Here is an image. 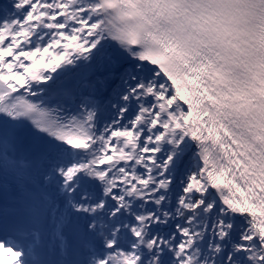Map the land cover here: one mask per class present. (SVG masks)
<instances>
[{"label":"snow or ice","instance_id":"obj_1","mask_svg":"<svg viewBox=\"0 0 264 264\" xmlns=\"http://www.w3.org/2000/svg\"><path fill=\"white\" fill-rule=\"evenodd\" d=\"M103 9V0H0V101L22 88L27 91L30 81L43 79L37 70L41 62L50 69L70 53L84 54L95 47ZM210 72L222 76L219 65L207 58L186 59L176 75L158 67L148 69V83L130 89L142 102L140 107L118 109L102 131H93L91 112L76 128L58 129L48 113L17 96L0 107L7 113L0 116V173L13 181L23 178L37 189L63 188L77 200L76 212L89 214L82 228L80 264H89L90 255V264H144L148 256H157V238L145 236L159 217L134 216L124 226L127 231L121 232L116 214L123 216L135 200L159 205L163 195L157 194L170 183L164 175L167 163H157L162 146L179 150L191 143L200 166L188 178L185 193L217 189L227 209L250 220V231L242 239L264 249V137L250 125L245 128L234 121L227 92L218 96L209 87ZM20 117L61 142L31 133ZM82 192L94 199L86 200ZM182 204L190 209L201 200ZM108 205L111 209L105 211ZM59 209L60 201L51 195L47 208L40 211L35 205L22 208L14 199L5 200L0 206V262L14 257L15 264H31L25 253L36 226L54 221ZM97 221L104 226L97 229ZM178 231L187 244L192 243L187 229ZM184 248L181 243L176 250ZM258 261L264 264V255ZM155 264H163L162 259Z\"/></svg>","mask_w":264,"mask_h":264},{"label":"clouds","instance_id":"obj_2","mask_svg":"<svg viewBox=\"0 0 264 264\" xmlns=\"http://www.w3.org/2000/svg\"><path fill=\"white\" fill-rule=\"evenodd\" d=\"M100 39L135 60L176 75L190 58H207L218 96L227 92L234 121L264 137V0H103Z\"/></svg>","mask_w":264,"mask_h":264},{"label":"bare ground","instance_id":"obj_3","mask_svg":"<svg viewBox=\"0 0 264 264\" xmlns=\"http://www.w3.org/2000/svg\"><path fill=\"white\" fill-rule=\"evenodd\" d=\"M109 41L101 38L97 41L95 47L90 49L87 53L77 54L70 53L65 61H61L59 65L53 66L52 68H45L44 63L41 62L38 65V71L43 72V79L38 81H30L25 88L29 92L40 91L48 81L64 72L65 70L71 68L73 65H77L84 61H90L93 65L94 77L89 80V82L84 86L81 91V106L86 110V112L93 113V129L94 131L99 129L103 130L108 124L111 123L118 115V109L131 107L133 102L142 103L141 101L132 98L131 92L128 100L122 101L121 95L126 91L138 84H146L151 79L148 69L154 68L155 66L148 65L146 62H132L128 65H120L115 60H113L109 55ZM24 89V88H22ZM25 90V89H24ZM166 152L165 154H163ZM173 153L170 161L175 165V175L180 179V172L183 170L184 165L189 164L192 167L193 173L199 169L200 161L197 158V150L195 145L189 144L179 150L171 147L167 144L163 145L159 153L160 160L168 159L169 153ZM169 161V159H168ZM177 178V179H178ZM52 189V188H50ZM55 192L56 197L60 201V209L54 221L60 222L68 215L76 216L82 220L89 215L85 213L76 212L74 205L77 203L75 198L69 197L63 188L52 189ZM103 189H101V192ZM194 192V191H190ZM211 192L214 193V189L208 187L204 189L202 193H197V198L208 200V204L213 202L216 205L215 212L218 215L219 223V234L223 225L224 235L222 236L227 242L232 245L233 248H237L238 251L246 255L252 264H259L258 257L264 255V249L258 248L256 244L251 241H244L243 236L249 233L250 226H241L238 219L229 212V210L222 205H217L213 200H209ZM161 194V193H160ZM80 195L85 196L86 200L91 201L94 197L91 194L80 193ZM70 203V204H68ZM111 209V205H108L105 211ZM129 210V209H128ZM128 210H123V216L117 212L118 219L116 223L121 226V232H126L127 229L122 225V222L126 223V216L128 215ZM88 223H93V221L88 220ZM181 223L179 220H174L172 225ZM97 229L102 228L104 225L102 222H96ZM126 226V225H125ZM180 227V226H179ZM131 246V241H129ZM242 246V247H238ZM159 248H156V257H152L148 264H155L157 258L164 260V255L158 252ZM143 254V253H142ZM145 259V262L149 257ZM14 261V257L11 259ZM164 264V263H163Z\"/></svg>","mask_w":264,"mask_h":264},{"label":"rangeland","instance_id":"obj_4","mask_svg":"<svg viewBox=\"0 0 264 264\" xmlns=\"http://www.w3.org/2000/svg\"><path fill=\"white\" fill-rule=\"evenodd\" d=\"M129 92L126 90L121 95L122 101H125L123 97ZM132 98L134 97L132 96ZM133 107L138 109L140 103L133 102L129 109ZM124 109H128V107ZM164 162L167 163L164 175L170 183L167 184L166 191L157 194L163 195L162 202L157 205L154 201L151 203L141 200L133 201L126 216V223L122 222V225H130L132 218L137 215L154 213L159 217L160 222L153 223L151 228L147 229L145 239L157 238L156 248H159L158 252L164 255V264H252L246 255L240 253L237 248H233L229 241L227 242L220 236L219 217L215 212L216 205L213 202L208 204V200L197 198L196 192L185 193L188 178L193 174L192 167L189 164L184 165L183 170L179 171V179L175 175V165L171 161L168 159L157 160L158 164ZM211 197L217 205L222 207L213 192L208 199L213 200ZM197 199L201 200L200 205L190 209L183 207L182 201L194 204ZM189 216L192 217L191 221H188ZM174 220H179L181 223L172 225ZM240 225L245 227L241 222ZM181 228L187 229L188 233L192 234L191 244H187L186 237L178 231ZM159 241H162L163 244L161 245ZM181 243L185 244V248L183 251H177V246ZM137 252L143 255L139 252V246ZM150 259H152L151 256L145 263L148 264Z\"/></svg>","mask_w":264,"mask_h":264}]
</instances>
